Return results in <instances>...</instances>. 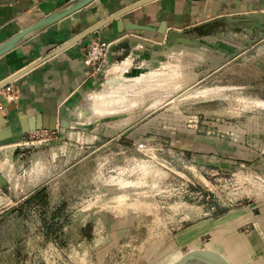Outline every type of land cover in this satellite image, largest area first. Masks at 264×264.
<instances>
[{
    "label": "rangeland",
    "instance_id": "1",
    "mask_svg": "<svg viewBox=\"0 0 264 264\" xmlns=\"http://www.w3.org/2000/svg\"><path fill=\"white\" fill-rule=\"evenodd\" d=\"M198 44L0 143V264H264V49Z\"/></svg>",
    "mask_w": 264,
    "mask_h": 264
},
{
    "label": "crops",
    "instance_id": "2",
    "mask_svg": "<svg viewBox=\"0 0 264 264\" xmlns=\"http://www.w3.org/2000/svg\"><path fill=\"white\" fill-rule=\"evenodd\" d=\"M70 1L0 0V44ZM138 1L141 0H93L58 24L33 35L0 56V82L84 32L89 28L87 19L102 21ZM120 20L151 29L119 31L117 20L113 21L15 80L19 97L9 102L1 98L6 106L1 113L9 118L6 125L13 130L11 139L22 133V117L56 116L57 131L65 110L73 105L82 108L83 94L98 81L92 68L84 63L83 44L110 42L106 70L121 68L117 72L127 77L143 75L142 69H150L157 60L167 58L174 46L179 47L183 57L188 55L184 48L196 47L198 43L202 49L210 46L215 52L233 57L246 54L254 45L264 49V0H154ZM225 45L229 47L224 48Z\"/></svg>",
    "mask_w": 264,
    "mask_h": 264
},
{
    "label": "water",
    "instance_id": "3",
    "mask_svg": "<svg viewBox=\"0 0 264 264\" xmlns=\"http://www.w3.org/2000/svg\"><path fill=\"white\" fill-rule=\"evenodd\" d=\"M93 0H71L66 5L58 9L57 11L50 13L49 15L45 16L42 20L34 24L33 26L23 30L16 36L8 39L4 43L0 44V56L5 54L6 52L10 51L11 49L17 47L21 43H23L25 40L29 39L33 35L39 33L40 31L44 30L45 28L53 25L58 24L63 18L70 16L74 14L77 11H80L83 9L87 4L92 2ZM154 0H141L136 2L135 4L107 17L106 19L97 22L95 19H87L89 23V28L86 29L84 32L80 33L73 39L67 41L62 46L55 49L53 52H51L48 56H46L43 59H40L39 61H36L32 65L22 69L15 75L9 77L8 79L0 82V91L5 88L9 83L14 82L17 80L20 76L37 66L38 64L42 63L49 57H52L53 55L65 50L66 48L79 43L80 41L84 40L87 36L93 34L94 32L98 31L102 27L108 25L109 23L116 21L118 24L119 31H124L125 29L128 30H145V29H151L149 27L143 26V25H137L133 23H125L120 18L125 15L126 13L134 10L135 8H138L146 3H149ZM82 46H86V44H83ZM111 51V48H110ZM109 51V53H110ZM108 53V55H109ZM108 57V56H107ZM107 62L105 63V68L103 71L106 70ZM68 110H65L63 112V117L61 119V127H67V118H69ZM58 117L56 116H48V115H37L33 117H22L21 118V132L22 134H26L28 132H34V131H40V130H47L50 132H55L58 127ZM7 122V116L2 115L0 111V143L5 140H9L12 138L13 130L10 126L6 125Z\"/></svg>",
    "mask_w": 264,
    "mask_h": 264
},
{
    "label": "built area",
    "instance_id": "4",
    "mask_svg": "<svg viewBox=\"0 0 264 264\" xmlns=\"http://www.w3.org/2000/svg\"><path fill=\"white\" fill-rule=\"evenodd\" d=\"M111 48V43L106 41H95L88 43L84 52V63L92 68L93 74L99 73L105 68L106 58ZM19 97V89L16 87L15 81L9 83L0 91V111H3L6 106L1 101H14Z\"/></svg>",
    "mask_w": 264,
    "mask_h": 264
},
{
    "label": "trees",
    "instance_id": "5",
    "mask_svg": "<svg viewBox=\"0 0 264 264\" xmlns=\"http://www.w3.org/2000/svg\"><path fill=\"white\" fill-rule=\"evenodd\" d=\"M38 195H40V193H38Z\"/></svg>",
    "mask_w": 264,
    "mask_h": 264
}]
</instances>
